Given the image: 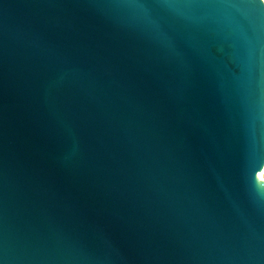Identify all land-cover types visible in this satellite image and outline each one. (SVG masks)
Masks as SVG:
<instances>
[{"label":"water","instance_id":"obj_1","mask_svg":"<svg viewBox=\"0 0 264 264\" xmlns=\"http://www.w3.org/2000/svg\"><path fill=\"white\" fill-rule=\"evenodd\" d=\"M261 0H0V264H264Z\"/></svg>","mask_w":264,"mask_h":264},{"label":"bare ground","instance_id":"obj_2","mask_svg":"<svg viewBox=\"0 0 264 264\" xmlns=\"http://www.w3.org/2000/svg\"><path fill=\"white\" fill-rule=\"evenodd\" d=\"M260 181L264 182V169L261 171Z\"/></svg>","mask_w":264,"mask_h":264},{"label":"snow or ice","instance_id":"obj_3","mask_svg":"<svg viewBox=\"0 0 264 264\" xmlns=\"http://www.w3.org/2000/svg\"><path fill=\"white\" fill-rule=\"evenodd\" d=\"M262 3H264V0H261Z\"/></svg>","mask_w":264,"mask_h":264}]
</instances>
